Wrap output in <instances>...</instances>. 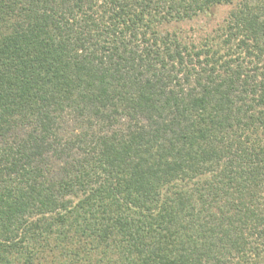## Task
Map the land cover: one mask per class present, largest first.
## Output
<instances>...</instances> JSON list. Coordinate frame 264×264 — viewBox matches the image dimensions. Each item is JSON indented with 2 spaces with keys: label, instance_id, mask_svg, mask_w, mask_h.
Masks as SVG:
<instances>
[{
  "label": "trees",
  "instance_id": "1",
  "mask_svg": "<svg viewBox=\"0 0 264 264\" xmlns=\"http://www.w3.org/2000/svg\"><path fill=\"white\" fill-rule=\"evenodd\" d=\"M0 264H264V0H0Z\"/></svg>",
  "mask_w": 264,
  "mask_h": 264
},
{
  "label": "rangeland",
  "instance_id": "2",
  "mask_svg": "<svg viewBox=\"0 0 264 264\" xmlns=\"http://www.w3.org/2000/svg\"><path fill=\"white\" fill-rule=\"evenodd\" d=\"M231 7H219L213 10L210 16H201L193 21L176 25V31L183 37L200 41L205 35H209L227 18ZM173 29V28H172Z\"/></svg>",
  "mask_w": 264,
  "mask_h": 264
}]
</instances>
